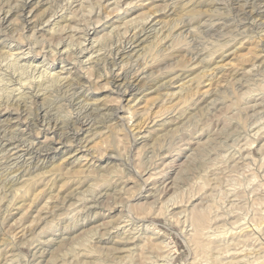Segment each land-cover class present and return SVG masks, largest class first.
Masks as SVG:
<instances>
[{
  "label": "rangeland",
  "instance_id": "1",
  "mask_svg": "<svg viewBox=\"0 0 264 264\" xmlns=\"http://www.w3.org/2000/svg\"><path fill=\"white\" fill-rule=\"evenodd\" d=\"M29 1L0 0V264H264V0Z\"/></svg>",
  "mask_w": 264,
  "mask_h": 264
},
{
  "label": "bare ground",
  "instance_id": "2",
  "mask_svg": "<svg viewBox=\"0 0 264 264\" xmlns=\"http://www.w3.org/2000/svg\"><path fill=\"white\" fill-rule=\"evenodd\" d=\"M36 1H38V0H36ZM27 2V1H26ZM31 2V0L28 2V3H25L26 4V7H27V5L29 4ZM33 2V1H32ZM41 2V1H40ZM262 2V1H261ZM106 3V2H105ZM38 3H36V5H37ZM25 6V5H24ZM31 6V5H30ZM50 6V5H49ZM23 9V8H22ZM29 9V8H28ZM263 9V8H262ZM171 10V9H170ZM167 11V10H166ZM264 11V10H263ZM179 12V11H178ZM199 19V18H198ZM152 20V19H151ZM251 21V20H250ZM27 22V21H26ZM215 23V22H214ZM33 24V23H32ZM142 25V24H141ZM223 26V25H222ZM153 28V27H152ZM141 29V28H140ZM181 29H183V28H181ZM49 31H51V30H49ZM140 31V30H139ZM142 31V30H141ZM180 31V30H179ZM178 33V32H177ZM183 33V32H182ZM175 35V34H174ZM180 36V35H179ZM140 38V37H139ZM142 39V38H141ZM135 40V39H134ZM141 41V40H140ZM166 41V40H165ZM98 42H99V40H98ZM143 42V41H142ZM134 43H138V40H136V41H134ZM168 44V43H167ZM68 45V44H67ZM81 45V44H80ZM137 45H139V44H137ZM147 45V44H146ZM68 47V46H67ZM72 48V47H71ZM170 48V47H169ZM52 49V48H51ZM116 51V50H115ZM134 51V50H133ZM83 52V51H82ZM92 52V51H91ZM26 54V53H25ZM80 54V53H79ZM92 54V53H91ZM93 54H94V52H93ZM97 54V53H96ZM7 55V54H6ZM27 55V54H26ZM90 55V54H89ZM122 56V55H121ZM120 56V57H121ZM175 56V55H174ZM9 57V56H8ZM23 57V56H22ZM194 57V56H193ZM203 57V56H202ZM6 58V57H5ZM103 58V57H102ZM106 58V57H105ZM1 59V58H0ZM90 59V58H89ZM191 59V58H190ZM206 59V58H205ZM122 60V59H121ZM202 60V59H201ZM31 61V60H30ZM111 62H112V60H111ZM198 63V62H197ZM12 65V64H11ZM34 66V65H33ZM34 67H36V66H34ZM123 69V68H122ZM160 69V68H159ZM144 70V69H143ZM115 71V70H114ZM139 71V70H138ZM140 72V71H139ZM137 73V74H135L134 75V80H138V78H140V77H142L141 76V73ZM152 72V71H151ZM157 72V71H156ZM155 72V73H156ZM180 72V71H179ZM46 73V72H45ZM144 72H142V74H143ZM17 74V73H16ZM31 74H32V72H31ZM242 74V73H241ZM50 75V74H49ZM155 75V74H154ZM38 76V75H37ZM40 76V75H39ZM38 76V77H39ZM127 76V75H126ZM183 76V75H182ZM32 77V76H31ZM36 77V76H35ZM37 77V78H38ZM48 77V76H47ZM121 78H122V75L121 74H118V73H115L113 76H112V80H114V81H118V80H121ZM39 79V78H38ZM108 79V78H107ZM133 79V78H132ZM147 79V78H146ZM145 79V80H146ZM153 79V78H152ZM222 79V78H221ZM13 80V79H12ZM133 80V81H134ZM156 80V79H155ZM7 81V80H6ZM131 81V80H130ZM138 81H140V80H138ZM163 81V80H162ZM209 81V80H208ZM46 82V81H45ZM132 82V81H131ZM129 84V83H128ZM145 84V83H144ZM157 84V83H156ZM197 84V83H196ZM132 85V84H131ZM142 85V84H141ZM208 85V84H207ZM222 85V84H221ZM165 86V85H164ZM167 86V85H166ZM183 86V85H182ZM209 86V85H208ZM152 89V88H151ZM125 91V90H124ZM188 91V90H187ZM190 91V90H189ZM11 92V91H10ZM21 92V91H20ZM15 93V92H14ZM29 93V92H28ZM172 93V92H171ZM186 94V93H185ZM202 94V93H201ZM200 94V95H201ZM22 95V94H21ZM213 95V94H212ZM20 97V96H19ZM178 97V96H177ZM201 99V98H200ZM84 100V99H83ZM17 101V100H16ZM198 103V102H197ZM211 104V103H210ZM205 108V107H204ZM99 110V109H98ZM43 112V111H42ZM45 116V115H44ZM111 117V116H110ZM43 119V118H42ZM79 120V119H78ZM3 121V120H2ZM81 121V120H80ZM169 121V120H168ZM4 123V122H3ZM56 123V122H55ZM86 123V122H85ZM84 123V124H85ZM83 124V123H82ZM76 126V125H75ZM83 126V125H82ZM3 127V126H2ZM157 127V126H156ZM1 128V127H0ZM27 134V133H26ZM150 135V134H149ZM22 136V135H21ZM25 136V135H24ZM84 142V141H83ZM8 144V143H7ZM197 144V143H196ZM3 145V144H2ZM4 150V149H3ZM12 150H14V149H12ZM23 151V150H22ZM4 153V152H3ZM18 154H19V152H18ZM18 154H16V155H18ZM162 155V154H161ZM17 157V156H16ZM6 158V157H5ZM3 161V160H2ZM24 164V163H23ZM113 164V163H112ZM113 166V165H112ZM30 171V170H29ZM86 173V172H85ZM98 173V172H97ZM102 175H103V173L104 172H100ZM112 173V172H111ZM24 175V174H23ZM2 176V175H1ZM24 177V176H23ZM100 177V176H99ZM102 177V176H101ZM92 179V178H91ZM97 179V178H96ZM103 179V178H102ZM110 178H108V180H109ZM107 180V179H106ZM92 181V180H91ZM92 183V182H91ZM94 183V182H93ZM122 184V183H121ZM21 185V184H20ZM91 186V185H90ZM114 186V185H113ZM12 187V186H11ZM172 187V186H171ZM121 188V187H120ZM73 189V188H72ZM116 189V188H115ZM14 190V189H13ZM16 190V189H15ZM120 190V189H119ZM19 191V190H18ZM13 192V191H12ZM86 192V191H85ZM124 192V191H123ZM155 192V191H154ZM120 193V192H119ZM3 196V195H2ZM76 196V195H75ZM155 196V195H154ZM10 198V197H9ZM77 198V197H76ZM15 199V198H14ZM91 199V198H90ZM77 200V199H76ZM68 202H69V200H68ZM99 203V202H98ZM86 206V205H85ZM91 207V206H90ZM64 208V207H63ZM81 208V207H80ZM86 208V207H85ZM49 212V211H48ZM46 213V212H45ZM44 214V213H43ZM47 215V214H46ZM195 218V217H194ZM202 218V217H201ZM206 218V217H205ZM198 219V218H197ZM42 220V219H41ZM200 221H201V219H199ZM203 220V219H202ZM204 223V222H203ZM23 224V223H22ZM197 224V223H196ZM247 225V224H246ZM196 226V225H195ZM198 226V225H197ZM201 226V225H200ZM199 226V227H200ZM247 227V226H246ZM201 228V227H200ZM69 230V229H68ZM62 231V230H61ZM111 231V230H110ZM105 232V231H104ZM62 236V235H61ZM130 237V236H129ZM128 238V237H127ZM116 240V239H115ZM131 241V240H130ZM60 243V242H59ZM129 243H131V242H129V241H122V243L120 242V244L121 245H123V246H126V245H128ZM133 244V243H132ZM237 244V243H236ZM239 244V243H238ZM134 246H136V245H134ZM127 247V246H126ZM129 247V246H128ZM127 247V248H128ZM168 248V247H167ZM211 248V247H210ZM112 249V248H111ZM117 249V248H116ZM204 250V249H203ZM126 253V252H125ZM208 253V252H207ZM211 254V253H210ZM221 254V253H220ZM241 255V254H240ZM246 255V254H245ZM87 256V255H86ZM247 256V255H246ZM244 255H243V259H244ZM235 258V257H234ZM254 258V257H253ZM247 259V258H246ZM240 261V260H239ZM256 261H254V263H255ZM260 262H261V260H260ZM257 263V262H256ZM264 263V262H263ZM52 264V263H51ZM245 264V263H244Z\"/></svg>",
  "mask_w": 264,
  "mask_h": 264
}]
</instances>
